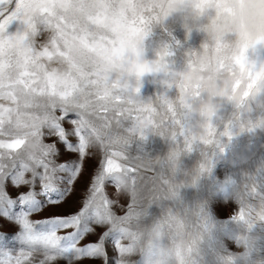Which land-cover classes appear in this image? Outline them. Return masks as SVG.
Wrapping results in <instances>:
<instances>
[{
  "label": "clouds",
  "instance_id": "1",
  "mask_svg": "<svg viewBox=\"0 0 264 264\" xmlns=\"http://www.w3.org/2000/svg\"><path fill=\"white\" fill-rule=\"evenodd\" d=\"M113 12L123 25L124 51L105 65L106 80L81 103L93 114L89 119L104 155L119 154L113 158L120 171L111 174L116 182L98 173L103 183L89 200L105 232L120 241L115 264H264V240L254 232L264 230V192L256 172L245 173L235 190L239 253L213 247L217 225L209 200L184 196L201 189L234 137L264 131V59L256 56L264 49V0H113ZM171 17H179L185 43L196 33L198 45L184 46L172 36L166 26ZM156 30L168 39L158 42L149 60L146 41ZM241 57L243 67L236 62ZM146 76L161 87L149 97L141 95ZM101 102L110 121L95 118ZM225 105L230 111L221 115ZM150 136L167 144L163 155L133 151ZM194 151L197 158L185 168ZM109 182L115 187L111 195L104 186Z\"/></svg>",
  "mask_w": 264,
  "mask_h": 264
},
{
  "label": "snow or ice",
  "instance_id": "2",
  "mask_svg": "<svg viewBox=\"0 0 264 264\" xmlns=\"http://www.w3.org/2000/svg\"><path fill=\"white\" fill-rule=\"evenodd\" d=\"M13 25L15 30L10 31ZM122 29L113 0H0V209L20 205L15 219L25 246L14 255L0 251V264H58L61 259L79 264L86 257L112 264L104 250L111 234L103 231L96 241H85L104 223L89 204L92 194L100 191L98 181L103 183L98 173L115 183L117 177L111 174L120 171L121 165L113 157L119 154L104 155L89 119L93 114L81 97L99 88L106 80L105 65L124 51ZM128 31L141 32L139 28ZM93 58L103 63L93 64ZM236 62L243 67L242 57ZM95 118L111 119L102 102ZM65 123L71 125L70 130ZM46 136L56 137L67 151L78 154V160L57 163L53 159L56 143H46ZM98 145L99 168L84 196L75 199L82 163H87ZM9 178L16 186H31L38 180L39 195L45 199L38 201V193L32 190L10 198L4 186ZM69 202L71 209L61 214L29 219L42 206L62 208ZM61 230L64 234H59ZM115 247H120L118 239Z\"/></svg>",
  "mask_w": 264,
  "mask_h": 264
},
{
  "label": "rangeland",
  "instance_id": "3",
  "mask_svg": "<svg viewBox=\"0 0 264 264\" xmlns=\"http://www.w3.org/2000/svg\"><path fill=\"white\" fill-rule=\"evenodd\" d=\"M166 26L171 31L172 36L180 41L184 46H191V36L188 37L185 43V37L179 17H171L166 21ZM15 30V25L10 28V31ZM168 39L166 33L156 30V32L146 41L147 44L156 46L159 41ZM180 56V57H179ZM258 59H264V49L258 50L256 53ZM174 58H178L181 62L180 49L175 50ZM145 78H150L146 76ZM158 85L156 88L158 89ZM157 91V90H156ZM160 91V90H159ZM158 92V91H157ZM154 92L144 91L141 89V95L143 97L152 96ZM168 95H172L173 92H168ZM230 111V106L225 105L221 109V115H226ZM65 127L70 130L71 125L65 123ZM74 139V138H72ZM46 143H56L57 155L53 159L57 162H71L78 160V154L69 152L65 147L58 143L57 138L54 136H46ZM164 146H167L158 137H149L148 141L142 145H134L133 151H137L148 156L161 155ZM92 156L87 160L86 164L82 163V175L79 178L78 183L75 185V199H79L84 196L87 187L90 186V178L95 174V171L99 168V161L102 159V153L99 148L92 149ZM198 153L193 152L192 156L184 161V167H190ZM264 165V131H257L255 134H247L234 137L231 143L226 148L223 156L215 161V166L212 175L203 183L202 187L198 191L191 189L184 192L185 199L192 200L194 198H207L210 204V212L217 225L214 232L213 247H218L221 250L229 251L231 253H239L242 248L238 246L237 236L242 231L241 227L234 221V217L239 212V205L235 200V190L245 181V173L256 172V180L260 185V190L264 192V168L260 167ZM42 171V169H38ZM58 176L63 177L65 173L58 172ZM26 179H31L30 173H25ZM5 192L12 199H17L20 194H24L29 190L38 193L37 200L43 201L45 197L40 196L39 192L40 184L37 180L34 185H20L16 186L11 182V179H6L4 182ZM107 193L111 195L115 191L114 185L109 182L106 184ZM129 201L127 199H121L120 205L126 208ZM72 203L64 204L62 208H56L52 206H42L41 211L38 213H32L29 219L35 221L40 219L51 218L53 215L61 214L64 211L70 210ZM118 213L121 212L120 208L116 209ZM20 211V205L17 204L9 209H0V251H7L11 254H16L25 246L20 241L18 233L20 232V226L16 222L15 215ZM153 215L159 214V209L153 207L151 209ZM37 230H41L37 226ZM105 231L103 226H96L95 233L87 237L85 242L96 241L98 235ZM261 235V239L264 240V230L255 229ZM59 234H64V230H61ZM116 236L111 235L105 239V253L106 256L112 257V264H115L117 258V250L115 247ZM260 255L264 256V246L261 247ZM103 258H82L79 264H102ZM58 264H67L66 260H59ZM138 264H142L141 260H138Z\"/></svg>",
  "mask_w": 264,
  "mask_h": 264
},
{
  "label": "bare ground",
  "instance_id": "4",
  "mask_svg": "<svg viewBox=\"0 0 264 264\" xmlns=\"http://www.w3.org/2000/svg\"><path fill=\"white\" fill-rule=\"evenodd\" d=\"M182 32L184 34V31H182ZM191 40H192L191 47H195L196 45H198V43L200 41V36L196 33H193L191 35ZM156 46H152L150 44H147V42H146V52H145V58L146 59L150 60L153 58V49ZM174 60H175L177 66H179L181 64V62L178 60V58H174ZM157 85L159 86L158 89L156 88ZM142 90H143V92L144 91H151V92H157L158 91L159 92V90H161V87L159 84L155 83L154 78L150 76V78H144ZM223 108H224V106H223ZM166 151H167V146H164V150L161 151L162 152L161 155H163Z\"/></svg>",
  "mask_w": 264,
  "mask_h": 264
}]
</instances>
